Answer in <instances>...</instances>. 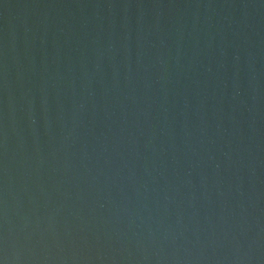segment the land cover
Segmentation results:
<instances>
[{
  "label": "water",
  "instance_id": "1",
  "mask_svg": "<svg viewBox=\"0 0 264 264\" xmlns=\"http://www.w3.org/2000/svg\"><path fill=\"white\" fill-rule=\"evenodd\" d=\"M0 264H264V0H0Z\"/></svg>",
  "mask_w": 264,
  "mask_h": 264
}]
</instances>
